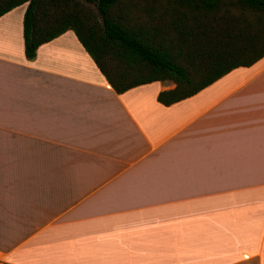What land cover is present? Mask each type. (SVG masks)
Segmentation results:
<instances>
[{
  "label": "crops",
  "instance_id": "0c3cea01",
  "mask_svg": "<svg viewBox=\"0 0 264 264\" xmlns=\"http://www.w3.org/2000/svg\"><path fill=\"white\" fill-rule=\"evenodd\" d=\"M0 14L8 264H264V54L163 104L115 91L71 29L23 52Z\"/></svg>",
  "mask_w": 264,
  "mask_h": 264
},
{
  "label": "trees",
  "instance_id": "16d2710c",
  "mask_svg": "<svg viewBox=\"0 0 264 264\" xmlns=\"http://www.w3.org/2000/svg\"><path fill=\"white\" fill-rule=\"evenodd\" d=\"M23 52L71 29L117 92L152 80L163 104L264 54V0H0L24 3Z\"/></svg>",
  "mask_w": 264,
  "mask_h": 264
},
{
  "label": "built area",
  "instance_id": "2783aa9c",
  "mask_svg": "<svg viewBox=\"0 0 264 264\" xmlns=\"http://www.w3.org/2000/svg\"><path fill=\"white\" fill-rule=\"evenodd\" d=\"M0 264H8L4 261V259L0 256Z\"/></svg>",
  "mask_w": 264,
  "mask_h": 264
},
{
  "label": "rangeland",
  "instance_id": "374dc122",
  "mask_svg": "<svg viewBox=\"0 0 264 264\" xmlns=\"http://www.w3.org/2000/svg\"><path fill=\"white\" fill-rule=\"evenodd\" d=\"M24 4H25V2H24Z\"/></svg>",
  "mask_w": 264,
  "mask_h": 264
}]
</instances>
